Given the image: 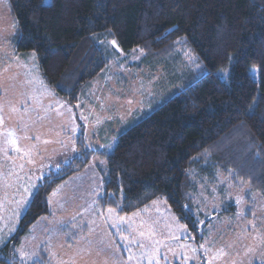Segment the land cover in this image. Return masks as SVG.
<instances>
[{
	"label": "trees",
	"instance_id": "16d2710c",
	"mask_svg": "<svg viewBox=\"0 0 264 264\" xmlns=\"http://www.w3.org/2000/svg\"><path fill=\"white\" fill-rule=\"evenodd\" d=\"M7 6L15 53L33 52L46 85L69 104L110 62L111 41L123 52L142 50L152 62L181 43L199 68L178 73L175 65L174 89L114 132L111 152L86 148L80 134L77 155L40 181L15 232L0 243V264H23L15 247L49 213L51 191L93 154L106 160L101 207L130 214L164 199L193 242L202 237L192 213L201 177L221 170L264 197V0H7ZM229 212L231 203L219 214ZM40 257L49 264L44 250Z\"/></svg>",
	"mask_w": 264,
	"mask_h": 264
},
{
	"label": "rangeland",
	"instance_id": "374dc122",
	"mask_svg": "<svg viewBox=\"0 0 264 264\" xmlns=\"http://www.w3.org/2000/svg\"><path fill=\"white\" fill-rule=\"evenodd\" d=\"M13 36L7 0H0V243L15 232L40 181L77 155L80 134L86 148L111 152L115 134L174 89L175 65L178 73L199 68L181 43L152 62L111 41L110 62L69 104L46 85L33 52L15 53ZM250 73L258 80L257 67ZM103 168L105 157L93 154L51 191L49 213L15 247L18 261L42 264L44 250L49 264H264V197L248 183L221 170L201 177L192 213L202 237L193 242L164 199L130 214L101 207ZM228 203L232 212L219 214Z\"/></svg>",
	"mask_w": 264,
	"mask_h": 264
},
{
	"label": "snow or ice",
	"instance_id": "6c2138e0",
	"mask_svg": "<svg viewBox=\"0 0 264 264\" xmlns=\"http://www.w3.org/2000/svg\"><path fill=\"white\" fill-rule=\"evenodd\" d=\"M34 55V54H33ZM3 122V120H2V117H0V123H2ZM9 137L11 138L10 139V143L11 144H16V140L14 139V138H12V137H14V134L13 133H9ZM17 150H19L18 148H17ZM33 187H35V186H33ZM26 191H27V189H26ZM240 202V200L238 199L237 200V203H239ZM109 211L111 212V211H113L112 209H109ZM254 226V225H253ZM141 235H143V233H141Z\"/></svg>",
	"mask_w": 264,
	"mask_h": 264
}]
</instances>
